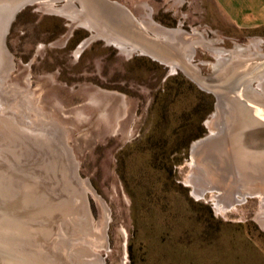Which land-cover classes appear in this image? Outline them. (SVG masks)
Instances as JSON below:
<instances>
[{"label":"rangeland","instance_id":"obj_1","mask_svg":"<svg viewBox=\"0 0 264 264\" xmlns=\"http://www.w3.org/2000/svg\"><path fill=\"white\" fill-rule=\"evenodd\" d=\"M69 1L0 0V264H264V164L193 152L229 125L211 85L264 55V0ZM138 24L200 33L192 60L131 51Z\"/></svg>","mask_w":264,"mask_h":264},{"label":"bare ground","instance_id":"obj_2","mask_svg":"<svg viewBox=\"0 0 264 264\" xmlns=\"http://www.w3.org/2000/svg\"><path fill=\"white\" fill-rule=\"evenodd\" d=\"M93 1H95V0H93ZM68 4L73 6L74 5L73 0H70ZM129 26L126 25L125 27H126V29H128L129 32L131 31L130 32L131 34H132V32L135 34V38H136L135 40L137 41V45L132 47V49H130L131 51L132 50L136 51L138 48H140L142 50V52L148 53V54L154 56L155 58H158V59H160V60H162L168 64L173 65V68L175 65L180 66L182 68H185L184 64H181L182 60L178 59L177 56H180L178 54L181 53V56L182 57L184 56L189 63L192 60V58L194 56V51H195V47H193V44H192L193 43L192 37L193 36H201L200 33H198V32H195L193 35H189L188 33H186L182 29L170 30V29H163L162 27H159V26L156 28H150L154 32H156L158 34V36L160 34L162 35L159 37L156 35L157 36L156 40L161 41V43H162V45H160V44H154L152 42V40L150 41V39L148 40L146 37L142 38V36H139V33H137L136 30L130 28ZM141 27H139V28H141L143 30L144 27L142 25H141ZM148 36L150 37L149 34H148ZM114 43H116L119 46L121 45L120 41H115ZM85 45L86 44H84L80 50H82L85 47ZM122 48L128 49L127 44L124 43V45H122ZM252 48L253 47H251L250 49L239 47V49H243L241 51H244V52L249 51L246 54L254 53L251 50ZM235 54L238 55L239 53L237 54V51L236 52L231 51V56L235 57ZM241 54L244 55V53H241ZM262 55L263 54H261V53L257 54L256 55V58H257L256 61H258L259 57ZM219 56H220V58L223 57V55H219ZM252 64L248 62L247 65H252ZM243 65H244V63H243ZM242 67H241V69H237L235 71H234V69H233V71L230 70L231 72H229V74L227 76V83H225L226 85L220 86L218 88V90L220 92L217 91V87L214 88V90L219 95V102L221 104V105L219 104V106H222V107L218 108L219 112L214 115V120L210 121L209 124L211 125V127H215L216 119L219 118V113H221L220 109L224 108V104H226L228 107L229 113H230V118H229L230 120L227 121L229 125H225V129H223V132L225 131V134L222 133V134H224V136L223 137L221 136L222 137V139H221V137L219 135H217L216 133H213L211 137L197 142L194 145L193 152H194V154L198 153L199 150H201L200 147L202 145L204 146L209 141H212V138H213L216 140H220L219 144L222 146L225 145L227 148H229V146H230L231 150H233V152H234L233 155L234 156L236 155L239 161L243 160V162H244L245 160H247V161L251 162L250 165L254 164L256 162L259 164L260 163L264 164V149H261L257 146L258 143H260L262 141L264 142V139L262 138L263 140L262 139L260 140V138H257V135H256V137L253 140L249 135L250 131L253 128H255V127L257 128V126L260 123H264V120L261 119L260 115H259L260 114L259 110L264 109V77H262L258 83V87L261 90H257V89L252 90L248 86H245V87L241 88V90H237V91H236V89L230 90V87H227V85L234 84L237 79L239 80L242 76H244V75H242V72H237L239 70L242 71ZM187 68H189V67L187 66ZM190 69H188V70H190ZM251 69H252V67H250L249 69H246V70H251ZM195 75L196 74H194V76ZM195 78H196V76H195ZM222 140H224V142H221ZM195 166H196V164L193 163V167H195ZM196 177H197V175L195 176V174L190 176V182L195 187V193L200 195V196H203L204 195V189L202 188L201 184L195 180ZM258 193H259L258 195L260 196V199H261L262 210L264 211V192L260 191ZM245 194H252V193L250 192V193H245ZM222 197H223L222 193L215 195V198L217 199L218 204L220 203V200ZM245 199H246V197L238 198L236 196H233V198H231V201L236 203V202H242ZM80 210L82 211L81 212L82 216L85 217L84 213H83L84 208H81ZM88 218L90 219V221H92L91 215H89V216L87 215L84 220H88ZM261 218L264 219V215H261ZM102 262H103V260H102Z\"/></svg>","mask_w":264,"mask_h":264},{"label":"water","instance_id":"obj_3","mask_svg":"<svg viewBox=\"0 0 264 264\" xmlns=\"http://www.w3.org/2000/svg\"><path fill=\"white\" fill-rule=\"evenodd\" d=\"M44 0H15L14 4L12 5L11 9H10V12H9V23L14 20L17 16V14L22 11L24 8H26L27 6L29 5H34L36 3H39V2H42ZM97 2H99V4L105 8H107V10L111 11V10H121L123 9L125 11V9L123 7L120 6L119 3L117 2H109L107 0H95ZM137 29H138V32H139V36H142L143 37H146L148 40L150 39V41L152 40V42L154 44H160L162 45L161 41H158L156 40L155 37H152V36H148L149 33H147L146 30H142L141 28V25L138 24V26H135ZM141 27V28H139ZM139 40V39H138ZM141 40V39H140ZM156 42V43H155ZM242 76L239 80L237 79L235 81L234 84H231V85H227V87H230V90L231 89H236V90H241V88L245 87V86H248L250 89L254 90V87H253V83L255 81H259L262 77H264V55L260 56L259 57V60L256 61V63L253 65L252 69L249 70V73H242ZM198 83H201V85H203L205 87H208V85L206 84L205 82V79H201ZM221 86L220 84H216V85H211V87L214 89L215 87H219ZM210 87V85H209ZM215 92V95L217 96L218 98V103H217V109H218V106L220 104L219 102V95L218 93L213 90ZM221 105V104H220ZM260 118L264 120V114L263 113H260ZM257 134V138H260V140L263 138L264 139V123H260L257 128H256V133ZM262 139V140H263ZM257 146L261 149H264V142H260L257 144Z\"/></svg>","mask_w":264,"mask_h":264},{"label":"crops","instance_id":"obj_4","mask_svg":"<svg viewBox=\"0 0 264 264\" xmlns=\"http://www.w3.org/2000/svg\"><path fill=\"white\" fill-rule=\"evenodd\" d=\"M140 5H142V3H137V2H135V6H140ZM141 7V6H140ZM137 8H134V10H136ZM131 10L133 11V9L131 8Z\"/></svg>","mask_w":264,"mask_h":264}]
</instances>
